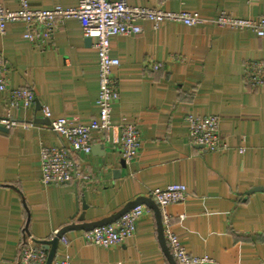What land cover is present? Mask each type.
Returning a JSON list of instances; mask_svg holds the SVG:
<instances>
[{
	"label": "crops",
	"instance_id": "obj_1",
	"mask_svg": "<svg viewBox=\"0 0 264 264\" xmlns=\"http://www.w3.org/2000/svg\"><path fill=\"white\" fill-rule=\"evenodd\" d=\"M26 1L36 9H70L79 2ZM0 3L17 10L21 0ZM128 3L207 20L221 12L264 17V0ZM138 25L142 34L111 40V56L120 60L113 70L119 90L112 104L113 128L93 135L90 153L72 154L75 167L60 186L42 182L40 151L62 147L64 141L50 125L35 120L43 119L47 106L54 119L99 121L95 41L88 43L76 19L56 22L51 36L38 44L24 38L22 23L0 34V65L7 67L9 80L7 91L0 92V119L8 115L14 90L30 88L36 97L32 107L12 110L18 126L0 131V264H16L26 239L51 240L69 225L107 219L174 183L185 185L187 196L169 205L167 213L172 231L192 256H208L216 264H264V190H257L264 189V86L251 84L247 74L250 65L264 59L262 40L250 30L209 23ZM210 115L221 121L225 149L218 152L190 144L187 119ZM126 121L140 131L142 147L123 166L119 126ZM145 208L136 235L122 245L100 248L84 241L86 231L67 233L71 264H171L159 241L155 212Z\"/></svg>",
	"mask_w": 264,
	"mask_h": 264
},
{
	"label": "built area",
	"instance_id": "obj_2",
	"mask_svg": "<svg viewBox=\"0 0 264 264\" xmlns=\"http://www.w3.org/2000/svg\"><path fill=\"white\" fill-rule=\"evenodd\" d=\"M68 19L78 20L85 38L95 41L98 53L99 95L97 104L100 109L99 121L89 125L68 117L53 118L51 109L42 107L43 119L50 120V128L59 135L64 145L62 147L42 146L40 151L42 182L45 185H64L70 180V171L75 167L72 154L90 153L92 137L97 132H109L113 128L112 104L119 99L118 83L113 78V70L120 66V60L111 56V40L117 36H135L144 32L138 25L140 22H150L154 29L166 23H180L196 27L209 23L218 28L236 31L250 30L262 40L264 52V17L258 20L236 17L230 13L221 12L211 20L198 14L188 12H169L158 8H142L130 6L128 0H79L76 8L66 9L56 6L52 9H36L26 0H21L20 8L11 10L0 3V34H5L9 26L22 23L27 30L24 38L38 44L44 38L51 36L56 22L63 23ZM35 30L37 32H35ZM154 68L158 70L159 65ZM7 67L0 65V92L8 89ZM248 78L253 85L264 86V59L249 66ZM34 91L30 88L17 89L12 92L7 117L0 119V126L8 130L19 125L12 118L13 109H28L35 103ZM189 139L192 146L201 147L208 152H218L225 149L222 144L220 117H189ZM31 125H24L28 128ZM121 132L120 156L124 161L135 157L142 147L140 131L132 122H123L119 126ZM240 152H243L241 149ZM187 188L180 183H174L165 189L152 191L151 198L155 200L162 214L164 235L168 248L177 264H216L208 256H192L172 231L171 215L167 207L186 200ZM145 206L132 209L115 224L96 228L83 234L87 244L100 248H110L124 244L133 238L137 232L138 220L146 213ZM60 231L53 235L54 239ZM51 239V240H52ZM70 242L63 236L59 239L58 251L52 264H71L68 254ZM48 251L40 244L26 239L20 248L16 264H46Z\"/></svg>",
	"mask_w": 264,
	"mask_h": 264
},
{
	"label": "water",
	"instance_id": "obj_3",
	"mask_svg": "<svg viewBox=\"0 0 264 264\" xmlns=\"http://www.w3.org/2000/svg\"><path fill=\"white\" fill-rule=\"evenodd\" d=\"M87 41L89 44L92 43V39L90 38H88ZM35 123L50 125V120L49 119H37L35 120ZM0 131L7 133L9 130L3 126H0ZM122 164L123 166L125 165L124 160ZM257 190L261 191L264 189H257ZM140 205H144L155 212V216L157 219V225H158L159 241L162 245L163 251L171 264H177L168 248V245L165 239L164 228L162 224V214H161L160 208L155 200H153L152 198H146V197H140L137 200L128 203L121 211H119L115 215L107 219L98 221V222H93V223L83 222L85 220V213H82L79 218V221L83 223L72 224V225H69L63 228L62 230H60L57 236L52 240L36 241L37 244H40L45 250L48 251L49 255H48V260L46 264H52L53 260L56 257L57 251H58L59 239L65 236L67 233L72 232V231H79V230L90 232L96 228L106 226L109 224H114L117 221H119L123 216H125L127 213H129L132 209ZM83 209L84 211L86 210L85 204L83 206ZM79 210L80 208L78 207L77 212H76L77 214L79 213Z\"/></svg>",
	"mask_w": 264,
	"mask_h": 264
},
{
	"label": "trees",
	"instance_id": "obj_4",
	"mask_svg": "<svg viewBox=\"0 0 264 264\" xmlns=\"http://www.w3.org/2000/svg\"><path fill=\"white\" fill-rule=\"evenodd\" d=\"M25 234V233H24Z\"/></svg>",
	"mask_w": 264,
	"mask_h": 264
}]
</instances>
